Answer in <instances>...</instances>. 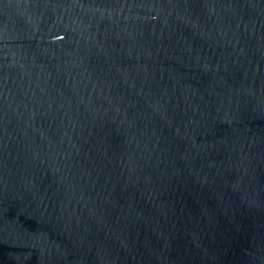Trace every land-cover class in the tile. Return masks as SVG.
<instances>
[{
    "label": "water",
    "instance_id": "water-1",
    "mask_svg": "<svg viewBox=\"0 0 264 264\" xmlns=\"http://www.w3.org/2000/svg\"><path fill=\"white\" fill-rule=\"evenodd\" d=\"M0 264H264V0H0Z\"/></svg>",
    "mask_w": 264,
    "mask_h": 264
}]
</instances>
